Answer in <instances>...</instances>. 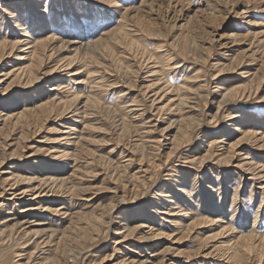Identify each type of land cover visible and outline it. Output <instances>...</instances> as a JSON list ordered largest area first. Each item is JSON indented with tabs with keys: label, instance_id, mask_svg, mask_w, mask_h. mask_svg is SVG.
Listing matches in <instances>:
<instances>
[{
	"label": "rangeland",
	"instance_id": "374dc122",
	"mask_svg": "<svg viewBox=\"0 0 264 264\" xmlns=\"http://www.w3.org/2000/svg\"><path fill=\"white\" fill-rule=\"evenodd\" d=\"M24 25L42 64L29 83L0 48V264H264V0H0V43Z\"/></svg>",
	"mask_w": 264,
	"mask_h": 264
},
{
	"label": "bare ground",
	"instance_id": "6f19581e",
	"mask_svg": "<svg viewBox=\"0 0 264 264\" xmlns=\"http://www.w3.org/2000/svg\"><path fill=\"white\" fill-rule=\"evenodd\" d=\"M17 29H22V31L24 32L23 34V36H25V37H27L26 39H25V42L23 43V41L20 39V38H14L13 40H9V41H6L5 40V42L3 41L2 43H0V48H2V46H3V48L5 47V46H9L10 48H11V50H13L14 48H16V49H18V48H21V46L20 45H25V47L24 48H22L21 50H22V52L20 53V54H18L17 56L18 57H16L17 58V60H18V63L17 64H19V67H18V69L16 70L17 72H19V76H24L25 78H27V81L28 80H31L32 78H33V71L34 70H32V65H34L33 63L34 62H37V63H40V64H42L41 63V54L39 53V52H41V49H40V46L41 45H43V43L44 42H42V40H37V41H35V42H33V41H31V39H33L28 33V31H27V25H24V27H20V26H18V27H16ZM60 41V40H59ZM33 42V44L32 45H29L30 43H32ZM76 46V45H75ZM96 45H92V44H86V45H82L81 47H82V53H83V56L84 57H86V58H88V59H90V60H92L95 56L93 55V53H94V49L92 50V47L94 48ZM96 48H97V46H96ZM24 49H28L27 51L26 50H24ZM98 49V48H97ZM80 50V49H79ZM185 50V49H184ZM78 52V51H77ZM76 52V53H77ZM196 52V51H195ZM197 54V53H196ZM96 55V54H95ZM98 56V55H97ZM200 56V55H199ZM101 58V57H100ZM28 60L29 62H31L30 64H27V65H22L24 62H19L20 60ZM95 59V58H94ZM105 59V58H104ZM98 60V59H97ZM106 60V59H105ZM71 62H72V60H69L66 64H65V68L66 69H68V68H70L69 66H70V64H71ZM97 62V61H96ZM98 62H100L99 60H98ZM97 62V63H98ZM102 62V61H101ZM105 63V62H104ZM39 64V65H40ZM37 65V64H36ZM180 66V65H179ZM60 67V66H59ZM57 68V67H56ZM36 70V69H35ZM38 70V69H37ZM127 70V69H126ZM128 71V70H127ZM50 72H53L52 70H50L49 71V73ZM240 72H242V71H240ZM238 73V76H242L241 75V73ZM48 73V74H49ZM37 75H34V79L32 80V81H34V80H38V77H36ZM103 76V75H102ZM29 82V81H28ZM240 82V81H239ZM29 83H31V82H29ZM164 84H165V90H167V89H169V87L167 86L168 85V83H166V81H164ZM163 84V85H164ZM186 84V83H185ZM248 88V85H238V86H235V87H233V88H231V91L230 92H228V93H230V94H234V93H236V92H238V91H245L246 89ZM180 90V89H179ZM184 90V89H183ZM251 90H249V92H250ZM188 92V91H187ZM185 93V92H184ZM201 93V92H200ZM127 94V93H126ZM182 94V93H181ZM191 96V95H190ZM77 97V96H76ZM229 97V96H228ZM78 98V97H77ZM75 99V98H74ZM87 100V99H86ZM95 100V99H94ZM74 101H76V99L74 100ZM87 101H90V100H87ZM47 103H49V102H47ZM46 103V104H47ZM52 103H54V101H52ZM89 103V102H88ZM87 105V104H86ZM85 105V106H86ZM175 105L176 106H178V108H181L182 106H184V105H187L186 104V98H185V100H184V98H177V100H176V102H175ZM190 105V104H189ZM88 107V106H87ZM130 109V108H129ZM131 120V119H130ZM191 121H193V120H191ZM185 122V121H184ZM183 122V123H184ZM186 123V122H185ZM194 123V122H193ZM179 124H181V122L179 123ZM244 135H250V136H254V137H256V139H261L263 142H264V134H263V132L262 133H256V131H250V132H246ZM246 138H248V137H244L243 138V140H245ZM241 142V140H239L237 143H240ZM236 144V143H235ZM234 146V145H233ZM256 175V174H255ZM145 184V183H144ZM184 184V186L182 187V188H180L181 189V193L182 194H188V190H187V187H190L191 185L189 184V183H187V182H184L183 183ZM21 193V192H20ZM157 194L159 195V196H165V195H161V194H163V193H159V192H157ZM35 196H37V194L35 195ZM198 196V195H197ZM191 201V200H190ZM1 222H4V220H2ZM142 227L144 226V225H141ZM140 226V227H141ZM141 227V228H142ZM222 229H225V226L222 228ZM236 252V251H235Z\"/></svg>",
	"mask_w": 264,
	"mask_h": 264
}]
</instances>
